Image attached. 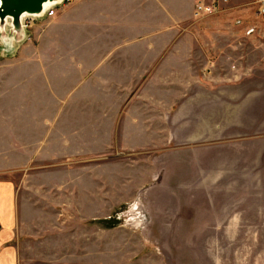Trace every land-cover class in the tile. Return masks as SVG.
Returning a JSON list of instances; mask_svg holds the SVG:
<instances>
[{
	"label": "crops",
	"instance_id": "obj_1",
	"mask_svg": "<svg viewBox=\"0 0 264 264\" xmlns=\"http://www.w3.org/2000/svg\"><path fill=\"white\" fill-rule=\"evenodd\" d=\"M193 12L194 0H77L59 8L54 17L42 23L41 42L32 47L41 56L16 61L39 66L40 76L51 87V92L47 91L57 98L56 104L25 105L11 110L15 115H24L21 117L24 122L4 131H8L9 145L30 147L26 151L29 161L48 159L68 167L25 171L27 178L44 179L40 184L25 187L31 192L28 200L22 195L21 183L0 180V264H112V221L107 219L113 213L109 195L112 183L106 174L102 177L91 169L85 171L89 174L84 176L86 180L81 179L82 171L76 165L81 161L111 159L114 147L127 148L137 156L128 157L142 165V174L137 176L143 182L130 185L131 195L143 194L150 183H162L182 168L186 179L192 177L193 155L187 152L194 143L178 142L171 137L156 139L150 131L165 130L166 122L169 120V125L172 122L165 114L176 112L177 99H193L197 88L206 91L202 88L212 78L207 73L188 74L176 79L183 82L184 90L160 86L167 79L162 70H176L178 59L187 64L196 45L180 41L197 27ZM70 31L76 33L72 36L74 41H54ZM28 44L24 48H30ZM235 75L220 80L233 81L239 77ZM53 79L75 84L56 89L51 85ZM89 82L105 83L104 86L122 82L123 86L113 90L102 88L101 94L95 95V90L84 89ZM145 83H153V92L141 89ZM91 97L126 100L124 105L113 107L93 105L86 101ZM165 97L173 99L169 105L161 100ZM131 98L159 100L144 107L141 104L145 101L131 105L128 100ZM71 99H83L84 105H74ZM144 108L151 112L146 115ZM81 117L88 120V125L80 124ZM86 128L87 132L80 131ZM99 128L106 132L102 134L97 131ZM246 141L259 142L257 147L264 145V137L260 136L222 138L213 144L218 149L214 157L199 161V178H209L216 185L210 193L217 194L218 203L208 205L210 216L204 217L212 220V225H264V148L243 151L239 144ZM150 143L161 148H145ZM181 151L184 153L178 155ZM150 157L159 163L149 174ZM212 161L223 166L215 167ZM50 177H56V183ZM129 179L132 181L133 177ZM98 180H104V184H96ZM184 183L187 188L191 181L184 179ZM50 185L56 189L57 201L45 200ZM210 193L205 191L206 195ZM218 254L206 258L213 263L215 259L217 264Z\"/></svg>",
	"mask_w": 264,
	"mask_h": 264
},
{
	"label": "rangeland",
	"instance_id": "obj_2",
	"mask_svg": "<svg viewBox=\"0 0 264 264\" xmlns=\"http://www.w3.org/2000/svg\"><path fill=\"white\" fill-rule=\"evenodd\" d=\"M238 2L235 1L231 5L237 6ZM232 12L210 16L203 23L196 22L197 27L184 38H180L182 42L196 44L190 51L187 64L183 63V59H178L175 65L176 70L171 72L167 68L162 70L163 77L167 79L172 77L170 81L167 79L161 81L160 86L164 89L184 90L183 82H176V79L188 74L207 73L209 77H212L209 78L210 82H206L202 88L206 91L197 88V96L193 99L191 97L177 99L178 104L174 108L176 112L165 114L172 121L170 125L169 120L166 122L165 130L150 131L156 139L171 137L178 142L194 143L187 152L193 155L191 169L194 171L190 179L184 177L185 171L182 168L181 171L178 170L176 176L168 175L162 183L153 181L143 194L131 195L130 187L143 182L137 176L142 174V165H138L136 159L128 157H137L135 154H130L127 148L118 145L114 147L111 159L103 160L97 157L93 162L81 161L76 164L82 171L81 179L88 176L89 174L85 171L91 169L102 177L106 174L112 183L109 195L113 203V213L107 217L112 221V264H215V259L213 263L212 259L206 258L212 253L220 255V262L217 264H264V225H212L210 224L212 220L204 219L207 214L210 216L206 207L208 205L213 207L218 201L217 194L210 193L215 191L216 185L210 182L209 178H199L201 176V171L198 170L199 161H208L209 158L214 157L212 156L215 154L214 151H218L213 145L216 140L234 137H264V18L258 17L252 8H238ZM237 18H242L245 23L257 25L260 32L253 36H246L243 25L239 26L234 22ZM46 19L37 18L31 29L32 38L24 42L14 41L11 52L5 51L0 39V180L21 183L22 195L27 200L31 197L29 194L31 192L25 187L40 184L44 179L33 176L27 178L25 171L32 169L56 171L67 166V164L63 166L57 161L48 159L41 162L29 161L26 151L30 147L19 144V146L9 145V140L6 139L9 136L8 131H4L16 123L24 122L21 118L24 115H15L10 112L11 110L25 105L56 104L57 98L50 96L47 91L51 87L40 76L39 66H28L24 62L16 61L18 58L41 56V52L32 47L41 42V25L46 22ZM6 30L9 32V28ZM73 35L76 33L70 31L54 41L62 43L74 41ZM26 44L31 47L24 48ZM234 75L239 77L233 81L220 80V78H230ZM216 78L220 81L212 82ZM71 84L75 83L55 79L51 81V85L56 89L68 88ZM86 84L84 89L95 90V95L101 94L100 91L105 88L110 87L113 90L123 86L122 82L109 83L108 86L99 82ZM141 89L150 92L154 90L153 83H145ZM59 100L65 99L59 98ZM68 100L70 101L69 98ZM81 100L83 99H71L74 105H84ZM125 100L96 97L86 99L93 105L111 104L113 107L124 105ZM128 100H131V105H140V101H145L141 105L148 107L152 103L157 104L159 98ZM161 100L165 102L164 105H169L173 99L165 97ZM191 101L193 102L190 106ZM144 110L147 115L149 110L147 111V108ZM82 117L80 124L88 125V120ZM80 131L87 132L88 128ZM97 131L102 134L106 132L101 128ZM22 141L25 142V140L19 142ZM257 143L259 142H240L239 147L242 146L243 151L264 148V145L257 147ZM97 148L99 149L98 146ZM145 148L158 149L161 146L150 143ZM177 153L179 155L184 152ZM149 159L147 172L150 174L158 166L159 160L153 157ZM212 162L215 164L214 161ZM221 165L218 163L215 167ZM188 169H190L189 166ZM129 177H133L132 181ZM184 179L188 183L191 181L187 188L184 185ZM84 180H86L85 177ZM50 181L56 183V177ZM103 181L98 180L96 184L103 185ZM53 186L50 185V188L48 186L46 190L48 198L45 200L57 201L56 189L52 188ZM205 191L210 194L206 195ZM133 200L139 204H134V207H131L132 211L135 209L142 211L144 223L141 225L124 220L125 210ZM120 214L123 218L118 219L117 216ZM207 222L209 224H206ZM235 254L237 258L229 257Z\"/></svg>",
	"mask_w": 264,
	"mask_h": 264
},
{
	"label": "built area",
	"instance_id": "obj_3",
	"mask_svg": "<svg viewBox=\"0 0 264 264\" xmlns=\"http://www.w3.org/2000/svg\"><path fill=\"white\" fill-rule=\"evenodd\" d=\"M77 0H61L59 3L50 5L41 16H25L22 19L23 27L25 30V36L21 42H24L27 39L32 38V31L31 29L35 25V20L37 18H52L57 14L59 8L74 3ZM235 1H239L237 6L231 5ZM238 8H252L254 13L258 17L264 18V0H194V22H201L207 19L210 16L217 15L222 12H226L231 9H238ZM10 19H8V29L10 27ZM239 26L243 25L244 34L246 36H253L256 33H259L258 26L252 23H245L242 18H237L235 21ZM134 204H138L137 201L133 200L129 205L127 210H125L124 220H128L130 223L136 222L137 224L141 225L142 222V211L140 209L132 211L131 207H134ZM137 206V205H136ZM127 219H126V218ZM118 219L123 218V215H118ZM134 221V222H132Z\"/></svg>",
	"mask_w": 264,
	"mask_h": 264
},
{
	"label": "water",
	"instance_id": "obj_4",
	"mask_svg": "<svg viewBox=\"0 0 264 264\" xmlns=\"http://www.w3.org/2000/svg\"><path fill=\"white\" fill-rule=\"evenodd\" d=\"M61 0H0V39L6 52L13 50V43L25 36L22 19L25 16H41L52 4ZM10 19L9 32L6 28Z\"/></svg>",
	"mask_w": 264,
	"mask_h": 264
},
{
	"label": "bare ground",
	"instance_id": "obj_5",
	"mask_svg": "<svg viewBox=\"0 0 264 264\" xmlns=\"http://www.w3.org/2000/svg\"><path fill=\"white\" fill-rule=\"evenodd\" d=\"M139 204V203H138Z\"/></svg>",
	"mask_w": 264,
	"mask_h": 264
}]
</instances>
